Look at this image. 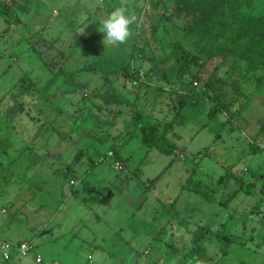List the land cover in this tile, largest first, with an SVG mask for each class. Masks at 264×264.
Returning <instances> with one entry per match:
<instances>
[{
	"label": "rangeland",
	"instance_id": "1",
	"mask_svg": "<svg viewBox=\"0 0 264 264\" xmlns=\"http://www.w3.org/2000/svg\"><path fill=\"white\" fill-rule=\"evenodd\" d=\"M242 1L236 42L175 0H0V239L36 245L8 264H264V0ZM117 7L139 27L104 45ZM177 42L200 59L182 79L159 63ZM179 111L176 150L150 149L142 119Z\"/></svg>",
	"mask_w": 264,
	"mask_h": 264
},
{
	"label": "trees",
	"instance_id": "2",
	"mask_svg": "<svg viewBox=\"0 0 264 264\" xmlns=\"http://www.w3.org/2000/svg\"><path fill=\"white\" fill-rule=\"evenodd\" d=\"M243 3L244 1L242 0H175V4L180 7V11L194 8L196 11L201 13L197 22L196 30L197 34L203 37L208 36L210 33V21L214 24L220 23L222 25L221 34H223L231 27V19H235L239 26L238 37L235 39L236 42H238L242 36H252V32L257 30V24L253 22V19L238 15L239 7H241ZM152 4H154L155 7H159L158 2L152 1ZM147 10L148 9H146V12ZM160 18L163 19V15H161ZM210 50L212 49H205L203 52L209 53L211 56L212 53ZM232 50L235 49L226 47L220 49L218 53L226 54ZM139 52L145 54L143 49ZM241 54H244V52L241 51ZM165 62H175L178 66L177 77L178 79H182L188 74H191L193 66H199L200 59L186 50L181 43L177 42L171 44V49L159 61V63ZM197 76V74L194 75L193 81L197 79ZM191 87V93L193 94L191 99L195 100L196 96L200 94V91L198 90L197 85H193V83H191ZM210 96L213 97L212 95ZM220 105L221 99L218 97L216 103L210 107L208 113L210 119L215 120L218 118L216 110L220 107ZM179 115L180 111L174 115V118L170 122L164 125L162 131L159 129L160 127L158 126L157 120H150L148 118L142 119L145 123L143 125H139V130L142 134L143 141L149 145L150 149L158 148L160 151L167 154L173 153L176 150V144L170 141L167 137V130L172 128L173 122ZM141 173V171L138 172L139 176H141ZM197 186L198 188L201 186L200 181L197 182ZM241 187L248 193H251L252 191L251 184H242ZM256 206L257 203L253 206V210ZM193 250H197V252L200 253L201 260L206 262L212 261V258L208 256L205 251H201L200 246H196ZM173 251L172 255H176L178 253L177 247H175Z\"/></svg>",
	"mask_w": 264,
	"mask_h": 264
},
{
	"label": "clouds",
	"instance_id": "3",
	"mask_svg": "<svg viewBox=\"0 0 264 264\" xmlns=\"http://www.w3.org/2000/svg\"><path fill=\"white\" fill-rule=\"evenodd\" d=\"M139 27L134 12L125 7L115 8L110 15L101 22L99 31L104 34L105 44H124L133 35L132 25Z\"/></svg>",
	"mask_w": 264,
	"mask_h": 264
},
{
	"label": "built area",
	"instance_id": "4",
	"mask_svg": "<svg viewBox=\"0 0 264 264\" xmlns=\"http://www.w3.org/2000/svg\"><path fill=\"white\" fill-rule=\"evenodd\" d=\"M55 13H57L55 11ZM251 144L254 146H257L259 149H264V143H262L261 141H253L250 140ZM114 168L115 169H120L121 165L119 162H115L114 164ZM71 184H75V181H71ZM0 247L2 249V254H3V261L0 264H5L8 262H12L15 260H19L20 258L24 257V256H28L31 253L35 252V243L33 241H21L17 244H13L11 242L8 241H2L0 243ZM42 261V259L40 257L36 258V262L40 263ZM57 264V263H54Z\"/></svg>",
	"mask_w": 264,
	"mask_h": 264
},
{
	"label": "crops",
	"instance_id": "5",
	"mask_svg": "<svg viewBox=\"0 0 264 264\" xmlns=\"http://www.w3.org/2000/svg\"><path fill=\"white\" fill-rule=\"evenodd\" d=\"M75 23H76V22L74 21V24H75ZM75 26H76V24H75ZM47 27H50L49 24H47V25L45 26V28H47ZM79 27H80V25H79ZM45 28H44V29H45ZM23 153H24V152H23ZM49 155H52V154L49 153ZM69 168H70V167H69ZM69 168H68V169H69ZM68 171H69V170H68ZM72 180H73V179H72ZM72 180H71V181H72ZM71 181H70V183H71ZM73 181H74V180H73ZM75 184H77V181H75ZM75 184H74V185H75ZM2 212L5 213V212H6L5 209H3ZM0 230H1V229H0ZM2 231H3V230H2ZM2 231H1V232H2ZM2 241H6V240H4V238H1V239H0V243H1ZM21 241H24V240H20V241H18V243L21 242ZM8 242H9V241H8ZM8 263H9V262H8ZM8 263H7V264H8Z\"/></svg>",
	"mask_w": 264,
	"mask_h": 264
}]
</instances>
